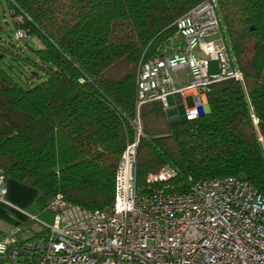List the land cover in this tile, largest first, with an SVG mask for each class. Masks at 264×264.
<instances>
[{
	"label": "trees",
	"instance_id": "trees-1",
	"mask_svg": "<svg viewBox=\"0 0 264 264\" xmlns=\"http://www.w3.org/2000/svg\"><path fill=\"white\" fill-rule=\"evenodd\" d=\"M6 1L15 38L40 46L27 45L32 56L13 42L4 48L10 55L0 51V167L35 189L42 208L58 194L88 210L103 207L134 138L137 65L172 53L175 21L203 0ZM217 3L242 80L212 83L208 111L192 120L169 122L158 101L140 105L142 192L164 187L148 176L170 162L179 170L170 190L235 176L264 194V0ZM15 63L29 70L25 83L36 82L18 81Z\"/></svg>",
	"mask_w": 264,
	"mask_h": 264
},
{
	"label": "built area",
	"instance_id": "built-area-1",
	"mask_svg": "<svg viewBox=\"0 0 264 264\" xmlns=\"http://www.w3.org/2000/svg\"><path fill=\"white\" fill-rule=\"evenodd\" d=\"M217 2L203 0L175 21L179 43L172 53L140 59L134 138L122 153L112 201L88 210L55 195L43 208L53 213L50 224L30 215L43 226L36 234L27 236L21 229L0 233V264H264V194L246 180L188 179L185 190H170L166 187L179 170L167 162L148 176L164 187L142 192L136 181L137 147L144 137L138 117L142 103L158 101L180 120L181 102L185 119L192 120L208 111L212 83L242 80ZM210 61H217L216 71H209ZM169 96L176 97L174 107ZM193 111L197 115L190 119ZM6 196L0 167V203L12 205Z\"/></svg>",
	"mask_w": 264,
	"mask_h": 264
},
{
	"label": "rangeland",
	"instance_id": "rangeland-1",
	"mask_svg": "<svg viewBox=\"0 0 264 264\" xmlns=\"http://www.w3.org/2000/svg\"><path fill=\"white\" fill-rule=\"evenodd\" d=\"M15 27L11 20L10 9L8 7V3L6 0H0V51H4V48H11L10 42H13L18 48L22 49V53L24 55L32 56L33 53L29 49H27V45L37 47L40 46L37 39L27 38L26 40L23 39H16L15 38ZM178 39V38H177ZM38 43L37 45L35 43ZM27 43V44H26ZM5 54L10 55L8 52L4 51ZM10 57L6 56L3 57L4 61L10 63ZM0 58V65L5 67ZM8 59V60H7ZM13 63V61H11ZM15 69L18 72L16 74H12L18 81L24 83L23 85L26 87L28 84L32 85L36 82V80L28 79L25 83V76H29V70H20L19 63H15ZM218 69L217 61H210L209 71L213 72ZM21 71V72H20ZM25 71V72H22ZM184 71L180 72V76H183ZM22 78V80H21ZM168 104L170 106L174 105V100L170 96L168 97ZM178 112L180 115V119L185 118V108L183 104H178L177 106ZM167 113V112H166ZM168 121L175 120L171 115L167 113ZM176 121V120H175ZM6 186H7V196L6 199L12 205H5L3 204L0 208V222L5 224L6 231L9 233L15 232L19 227L23 226L24 234L27 236H31L36 234L37 231L43 228L42 223L38 222V220H34L30 217V215L36 216L40 221L44 223L50 224L53 219V213L50 211L43 210L42 206L38 202L37 199V192L27 183H22L15 181L12 178L6 179ZM161 187V186H160ZM159 186L157 188H160Z\"/></svg>",
	"mask_w": 264,
	"mask_h": 264
},
{
	"label": "crops",
	"instance_id": "crops-1",
	"mask_svg": "<svg viewBox=\"0 0 264 264\" xmlns=\"http://www.w3.org/2000/svg\"><path fill=\"white\" fill-rule=\"evenodd\" d=\"M184 75V74H183ZM179 76H180V72H179ZM182 76V75H181ZM170 97V96H169ZM172 98H173V100H174V105H175V102H176V97H174V96H171ZM185 101L186 102H188L189 104H191V102H192V98L190 97V96H188L187 98H185ZM178 104H182L181 102H179ZM174 105L173 106H170V107H174ZM178 106V105H177ZM184 106V105H183ZM178 109V108H177ZM168 113L169 115H171V111H165V113ZM167 113H166V115H167ZM177 121V120H176ZM169 122H175V120H173V121H170L169 120ZM4 203H0V208L2 207V205H3ZM5 205H7V204H5ZM24 226V225H23ZM23 226H18L19 228L17 229V230H19V229H21ZM6 226H5V224H3L2 222H0V233L1 234H7V233H9V232H7L6 231ZM16 230V231H17ZM23 233H24V230H23Z\"/></svg>",
	"mask_w": 264,
	"mask_h": 264
},
{
	"label": "clouds",
	"instance_id": "clouds-1",
	"mask_svg": "<svg viewBox=\"0 0 264 264\" xmlns=\"http://www.w3.org/2000/svg\"><path fill=\"white\" fill-rule=\"evenodd\" d=\"M196 115H197V113H196L195 111H193L189 118H190V119H191V118H195Z\"/></svg>",
	"mask_w": 264,
	"mask_h": 264
}]
</instances>
